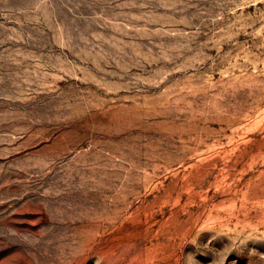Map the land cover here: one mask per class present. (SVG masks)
I'll return each mask as SVG.
<instances>
[{"label": "rangeland", "instance_id": "obj_1", "mask_svg": "<svg viewBox=\"0 0 264 264\" xmlns=\"http://www.w3.org/2000/svg\"><path fill=\"white\" fill-rule=\"evenodd\" d=\"M0 264H264V0H0Z\"/></svg>", "mask_w": 264, "mask_h": 264}]
</instances>
